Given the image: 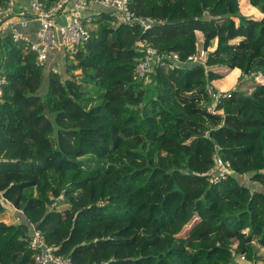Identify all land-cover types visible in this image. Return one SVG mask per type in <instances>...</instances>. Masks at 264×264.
Masks as SVG:
<instances>
[{
	"label": "trees",
	"instance_id": "trees-1",
	"mask_svg": "<svg viewBox=\"0 0 264 264\" xmlns=\"http://www.w3.org/2000/svg\"><path fill=\"white\" fill-rule=\"evenodd\" d=\"M248 1L261 17L232 1L210 18L198 0H130L155 19L147 30L97 10L66 76L0 29V214L9 201L27 219L0 218V264H33L32 225L74 264H194L191 251L209 254L197 264H237L249 247L264 263V0ZM137 42L184 63L139 78ZM201 49L204 62L187 61ZM234 68L241 85L213 112L210 86ZM217 155L260 188L234 173L211 183Z\"/></svg>",
	"mask_w": 264,
	"mask_h": 264
},
{
	"label": "built area",
	"instance_id": "built-area-1",
	"mask_svg": "<svg viewBox=\"0 0 264 264\" xmlns=\"http://www.w3.org/2000/svg\"><path fill=\"white\" fill-rule=\"evenodd\" d=\"M16 4L17 0H3V4L0 5V29L5 20L16 15ZM94 4L99 5L100 9L114 11L120 21L141 23L146 30L156 22L149 16H136L130 9V0H57L52 5H48L44 0H30L26 9V15L29 17L23 24H27L30 20L39 22L36 38L32 39L27 34L15 30L14 40L25 41L28 44L29 48L36 53V63L39 66L44 67L48 72L60 73L58 66L49 63L50 53L53 49H60L66 59L69 54L79 51L89 41L90 29L95 16L94 13H87V11ZM137 45L143 54L138 58L135 67V74L139 78H144L158 66L173 69L179 63H184L177 53L161 54L157 48L145 42H137ZM206 52L205 49H201L188 56L187 61L204 62ZM6 82L5 76L0 77V100L2 86ZM227 95L228 92L224 90L212 88L209 108L216 112L220 98ZM215 158L214 168L208 176L211 183H218L234 173L229 161L221 155ZM32 226L33 233L29 240V247L36 251L33 264H74L70 256L58 254L55 247L48 245L44 233L36 226Z\"/></svg>",
	"mask_w": 264,
	"mask_h": 264
},
{
	"label": "rangeland",
	"instance_id": "rangeland-1",
	"mask_svg": "<svg viewBox=\"0 0 264 264\" xmlns=\"http://www.w3.org/2000/svg\"><path fill=\"white\" fill-rule=\"evenodd\" d=\"M229 1H232L233 3L236 4V7L238 8V13L240 15L253 17V18H259L262 15L261 8L259 6L251 5L248 0H198L199 4L202 7H206L207 8V10H204V14L206 12L207 17H210V18L214 15L213 13H215V15H220L221 13H223L224 10H225V4H228ZM207 11H209V12H207ZM232 18L234 19L235 24L239 23V19H238L237 16H232ZM91 27L94 28V25L92 24ZM215 45H216V41H214L213 46H212L211 49H213L215 47ZM51 59L52 58L49 59L50 63L52 62ZM54 64H56L59 69H61L64 66L61 60H58ZM60 73H62V70H61ZM62 74H63V76L67 75V73H65V71H63ZM241 74H242V71L239 68H234L232 70V73L228 77H226L227 80H229L231 82V84H232L229 87H231L233 89V88H237L239 85H241V82H242ZM222 81H223V79L222 80L220 79L218 82L220 83ZM219 83L215 82L211 86L214 87L215 89L216 88H220L219 87ZM246 87H248L247 88L248 91L253 89L252 84H249ZM223 89H224V87H223ZM46 90H47V84L43 83L42 89H41V94H45ZM208 96H210V94ZM208 103L210 104L211 101L206 102V104H208ZM51 117H53V115H51ZM240 171H242V170H240ZM252 172H253L252 170H246V171H243V172H236L235 171L234 174L237 175L239 177V179L243 183L248 184L250 187H252V188L259 187L255 182L250 180V175H251ZM166 178H167V175L165 174V172L164 171H159V173L156 174L154 180H156L157 182H162V181H165ZM4 202L5 201H3V205L6 204V202L5 203ZM67 206H68L67 204L62 203V204H60L58 206V208L59 209H63V208H66ZM7 210H8V208H7ZM9 211H11V210H9ZM5 212H6V207H5L4 212L2 214H0V218H2V215L3 216L5 215ZM14 217H15V215L12 212L9 213L8 217H7V221L9 223L13 222L14 219H11V218H14ZM25 221H27V219L22 214L21 218L19 219V222H25ZM261 222H264V208H262V211H261ZM247 229L248 228H246V230ZM237 245H238V241L236 239H233V246L236 247ZM260 251L262 253H264V248L260 247ZM253 252H254V249L252 247H249L245 255L237 257L236 263L237 264H264V263H262L260 261H256V259L253 257ZM190 253L192 254L191 258H192L194 264H197L199 259H201V258L204 259V258L209 256L208 252L205 253V254L203 253V254H198V255H196V253H192V251Z\"/></svg>",
	"mask_w": 264,
	"mask_h": 264
},
{
	"label": "crops",
	"instance_id": "crops-1",
	"mask_svg": "<svg viewBox=\"0 0 264 264\" xmlns=\"http://www.w3.org/2000/svg\"><path fill=\"white\" fill-rule=\"evenodd\" d=\"M29 3H30V0H17L16 9H15L16 15L11 17V18H9V19H7V20H5V22L2 25L1 31L4 34L13 33L15 30H18L21 33L27 34L32 39L36 38V32H37V29L39 27V22L37 20H30L27 24H23L24 21L26 23V19L29 17L28 15H26V9L29 6ZM97 10H100V7H99V5L94 4L92 7L89 8L87 13H91V12L95 13V12H97ZM24 12H25V14L22 15V13H24ZM50 58H52L51 59L52 62L51 63L49 62L51 65H56L54 63L57 62L58 60L62 61L64 66L61 69H59V70H60V72L62 70V73H63V71L65 70V59H64V56H63V52L60 49H53L51 51V53H50L49 59ZM229 75H227L226 77H228ZM226 77H224L225 79L222 78L223 81L220 82V83L218 82L219 80L216 81L217 83H219L220 90H225L227 88H231L229 86H231L232 84H231V82L229 80H227ZM223 87H224V89H223ZM212 88L215 89L214 87L210 86L209 94H211V89ZM218 89L219 88H216V90H218ZM5 202H6V204H4V206L6 205L5 206L6 207V212H5L4 216L2 215V219L5 222H8L7 221L8 214L12 212L15 215V217L11 218V219H14V221L10 222V223H14V224L21 223V222H19V219L21 218V215L23 214L22 210H19L16 207H14L9 201H5ZM7 208H8V210H7ZM9 210H11V211H9ZM32 228H33V226H32Z\"/></svg>",
	"mask_w": 264,
	"mask_h": 264
}]
</instances>
